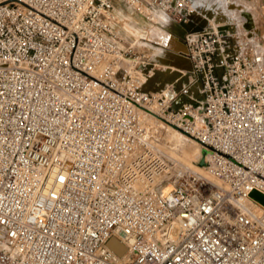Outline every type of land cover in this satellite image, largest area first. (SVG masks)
Instances as JSON below:
<instances>
[{
  "label": "built area",
  "instance_id": "1",
  "mask_svg": "<svg viewBox=\"0 0 264 264\" xmlns=\"http://www.w3.org/2000/svg\"><path fill=\"white\" fill-rule=\"evenodd\" d=\"M114 21L112 0H0V264H264L246 203L264 194V40L191 27L198 98L185 85L174 106L171 86L144 90L156 64L116 44ZM140 112L204 149L203 171L164 156Z\"/></svg>",
  "mask_w": 264,
  "mask_h": 264
},
{
  "label": "rangeland",
  "instance_id": "2",
  "mask_svg": "<svg viewBox=\"0 0 264 264\" xmlns=\"http://www.w3.org/2000/svg\"><path fill=\"white\" fill-rule=\"evenodd\" d=\"M212 3L214 6L222 4L223 0H215ZM232 5L231 10L234 11L235 19H237V27L240 24V16L243 15L244 21L246 17H250L249 26L253 31L256 30L257 38L264 40V0H232L229 1ZM113 13L115 15V21L111 24L113 32L116 34V44L119 47H125L130 44L133 46V50L141 51L149 56L151 63H157L154 69H159L160 64L166 65V70H156L153 74L146 79L147 88L162 89L167 88L168 85L172 86V93L178 94L179 91L187 85L189 82L188 71L191 69L190 61L189 68L183 70L186 75L177 74L179 78L176 80V70L178 61H175L179 57V54L186 55V47H184L183 38L181 34L187 29L205 23V19L212 23V19L207 16H201L196 12L190 15L189 19L173 20L168 17L164 12L156 9L160 13H163V17L149 15V19L146 18L142 13H139L135 9L128 7L125 3L119 0H112ZM199 6V5H198ZM204 17V18H203ZM237 17V18H236ZM189 18V17H188ZM230 23V22H229ZM220 27H227V23L223 22L219 24ZM163 36H168L170 40L163 41ZM184 36V35H182ZM239 37V35H237ZM181 42V43H180ZM260 46H263L260 44ZM259 50L263 51L264 46L260 47ZM174 52L172 55L171 52ZM171 53V55H170ZM179 60L180 57L178 58ZM162 62V63H161ZM176 77V78H177ZM186 77V78H185ZM188 92L190 91V85H188ZM183 93H179L176 97H183ZM185 96V95H184ZM175 99V100H176ZM184 100H182L183 102ZM181 103V102H180ZM140 119L144 124L151 127L156 133L158 148L161 146L170 152L179 155L182 158H186L191 165H198V160L193 161L189 156V148L195 143L194 140L189 137L180 134L176 129L169 126H164L158 121L155 116H147L140 112ZM149 124V125H148ZM194 142V143H192ZM177 165L180 163H176ZM199 166V165H198ZM258 204V203H257ZM262 209L258 213H264V207L259 205Z\"/></svg>",
  "mask_w": 264,
  "mask_h": 264
},
{
  "label": "bare ground",
  "instance_id": "3",
  "mask_svg": "<svg viewBox=\"0 0 264 264\" xmlns=\"http://www.w3.org/2000/svg\"><path fill=\"white\" fill-rule=\"evenodd\" d=\"M213 1H215V0H192V2H193V11H192V13L190 14V15H192V14H194L195 12L197 13V14H200L201 16H203L204 14H201L200 13V10H199V7L200 6H205L206 5V3H211V2H213ZM218 1V0H217ZM230 0H223V3H222V5H223V7H224V10H225V17H223V18H221V19H219V18H217V17H209V16H207L208 18H210V19H212V23H214V24H217V25H219L220 23H223V22H226L227 23V27L228 28H234V27H237V19H235V15H234V11H232L231 10V8H232V5L230 4V2H229ZM214 3V2H213ZM199 5V6H198ZM233 9V8H232ZM190 15L188 16L189 18H187V19H189L190 20ZM204 16H206V15H204ZM204 18V17H203ZM205 21H207V19H205ZM230 22V23H229ZM249 22H250V17L249 16H247L246 17V20H245V22L243 23V26H245L246 28L248 27V28H250V26H249ZM234 30H236V29H234ZM185 47V46H184ZM174 55H177V54H174ZM180 57V59L181 60H179L178 58ZM179 57L178 58H175V59H177V60H175V61H178V65H177V67L179 68V69H177L176 70V77H177V74H182V75H184L185 73L182 71V70H187L186 68H189V63L186 61L187 59L189 60V58L187 57V56H185V55H182V54H179ZM190 61V60H189ZM151 63V62H150ZM155 64H157V63H155ZM159 65H160V68L159 69H153L152 68V70H151V72H150V75H149V77L153 74V72L154 71H156V70H161V71H165L166 70V65H163V64H160L159 63ZM191 65V64H190ZM190 71V70H189ZM189 71H188V75H190L189 74ZM175 76H174V78L177 80L178 78H179V76L176 78ZM189 78H191V76H189ZM187 85H190V91L188 92V94L189 95H192L191 97L192 98H198V87L200 86V84H199V81L197 80V81H195L194 83H190V79H189V82L187 83ZM170 85H168V87H169ZM171 90H172V86H171ZM187 91H188V88H187ZM183 97L184 98H182V96L181 97H179L178 99H176L175 101H174V105H177L178 103H180V102H182V100H186L187 99V96L185 95H183ZM189 97V96H188ZM153 118V117H152ZM149 125V124H148ZM152 127V126H151ZM192 143H194V142H192ZM159 151L164 155V156H166L168 159H170L171 161H173V162H179L181 165H183V166H185V167H187V168H190V169H193V170H196V171H198V172H202L203 171V167L202 166H198V165H191V163L186 159V158H182V157H180L179 155H177V154H174V153H172V154H170V152L169 151H167L166 149H164V148H162L161 146H159ZM189 152V156H190V158L195 162V161H197L200 157H201V152H200V148H199V145L198 144H196V143H194L190 148H189V150H188ZM205 160V159H204ZM170 187H171V185H165L164 187H163V192H166V191H168L169 189H170ZM247 205L251 208V209H253L254 211H256L257 213H258V210L260 211L262 208L256 203V202H253V201H251V200H248L247 202ZM263 213V212H262ZM109 245L114 249V251H116L118 254H123V252H124V247L122 246V245H120V244H118L117 242H115L114 240H110L109 241Z\"/></svg>",
  "mask_w": 264,
  "mask_h": 264
},
{
  "label": "crops",
  "instance_id": "4",
  "mask_svg": "<svg viewBox=\"0 0 264 264\" xmlns=\"http://www.w3.org/2000/svg\"><path fill=\"white\" fill-rule=\"evenodd\" d=\"M227 1V0H226ZM230 1H232V0H230ZM213 2H211V3H206V5L205 6H200L199 7V10H200V13L201 14H204V15H206V16H209V17H217V18H219V19H221V18H223V17H225V10H224V7H223V5L222 4H217V5H213L212 4ZM149 15H154V16H158V17H163V13H160L159 11H157L155 8H152V9H150V11H149ZM241 21H244V17H243V15H241L240 16V24H239V26L238 27H234V28H232L233 30L234 29H236V30H234L239 36H241L243 33H244V29H243V24H241ZM255 30V29H254ZM256 31V30H255ZM163 41L165 42V40H170L169 38H168V36H163ZM181 39H182V34H181ZM183 40V39H182ZM171 42H175V41H173V40H170ZM181 43V42H180ZM184 43V42H183ZM185 45V44H184ZM171 52V51H170ZM172 53V55L174 54V52H171ZM171 53H170V55H171ZM162 63V62H161ZM190 67H191V65H190ZM175 70H177V69H175ZM183 71V70H182ZM184 72V71H183ZM185 73V72H184ZM184 75H186V73L184 74ZM186 78V77H185ZM147 84V83H146Z\"/></svg>",
  "mask_w": 264,
  "mask_h": 264
},
{
  "label": "water",
  "instance_id": "5",
  "mask_svg": "<svg viewBox=\"0 0 264 264\" xmlns=\"http://www.w3.org/2000/svg\"><path fill=\"white\" fill-rule=\"evenodd\" d=\"M188 30H190V28H187L183 33H182V35H184V33L186 32V31H188ZM182 38H184V36H182ZM191 70V69H190ZM190 72V71H189ZM149 78V77H148ZM147 78V79H148ZM144 90H152V91H154V90H159V89H156V88H147L146 87V82H145V85H144ZM182 103V102H181ZM178 104H180V103H178ZM177 104V105H178ZM174 106H176V105H174ZM200 152H201V157L198 159V165L199 166H202V165H204V153H205V150L204 149H201L200 150ZM248 196L252 199V200H254L255 202H257L258 204H260L262 207H264V194H262L261 192H259V191H257V190H255V189H252L249 193H248Z\"/></svg>",
  "mask_w": 264,
  "mask_h": 264
}]
</instances>
